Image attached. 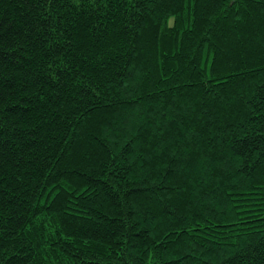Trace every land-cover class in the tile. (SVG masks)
<instances>
[{"label":"trees","instance_id":"1","mask_svg":"<svg viewBox=\"0 0 264 264\" xmlns=\"http://www.w3.org/2000/svg\"><path fill=\"white\" fill-rule=\"evenodd\" d=\"M0 264H264V0H0Z\"/></svg>","mask_w":264,"mask_h":264}]
</instances>
